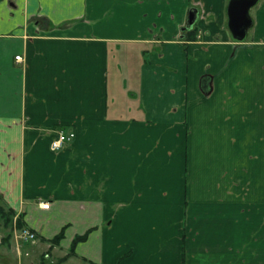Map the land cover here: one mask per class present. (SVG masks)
Returning <instances> with one entry per match:
<instances>
[{
  "label": "crops",
  "instance_id": "obj_1",
  "mask_svg": "<svg viewBox=\"0 0 264 264\" xmlns=\"http://www.w3.org/2000/svg\"><path fill=\"white\" fill-rule=\"evenodd\" d=\"M229 1L0 0V199L41 258L264 264V0L242 41Z\"/></svg>",
  "mask_w": 264,
  "mask_h": 264
},
{
  "label": "rangeland",
  "instance_id": "obj_2",
  "mask_svg": "<svg viewBox=\"0 0 264 264\" xmlns=\"http://www.w3.org/2000/svg\"><path fill=\"white\" fill-rule=\"evenodd\" d=\"M2 4H4L6 8L0 7V18H4V16L7 15V11L11 12V9L16 13L20 10L19 8L11 7L10 2H3ZM0 206L7 208L1 199ZM15 219L16 217H14L11 224H7L0 217V264H55L58 261L57 256L59 255V252H56L57 250H55L53 251L52 257L49 253L48 256L43 255L41 258V255L39 254V248L37 247V245L33 244L37 240V238L34 241H28L21 238L19 236L21 228H18L16 226ZM37 244L39 246H42V248L46 246L45 243L39 242ZM18 251H20L21 257L18 256ZM49 256L50 258H48ZM203 256L206 257L204 253L197 252L196 256L194 257H196L198 260L202 259L203 264H220L218 261H213L216 256L212 253L209 254V256L206 258H204ZM76 260L77 259L72 258L68 262H62L61 264H76L75 262H73ZM77 264L89 263H83V261L78 260Z\"/></svg>",
  "mask_w": 264,
  "mask_h": 264
},
{
  "label": "water",
  "instance_id": "obj_3",
  "mask_svg": "<svg viewBox=\"0 0 264 264\" xmlns=\"http://www.w3.org/2000/svg\"><path fill=\"white\" fill-rule=\"evenodd\" d=\"M259 0H230L227 7L228 28L231 36L238 41H242L247 29L251 26L252 20L249 9L256 5ZM198 17V9L192 7L188 11L187 25L192 26Z\"/></svg>",
  "mask_w": 264,
  "mask_h": 264
},
{
  "label": "built area",
  "instance_id": "obj_4",
  "mask_svg": "<svg viewBox=\"0 0 264 264\" xmlns=\"http://www.w3.org/2000/svg\"><path fill=\"white\" fill-rule=\"evenodd\" d=\"M15 60L20 61L21 56L16 55ZM74 137L75 133L73 131H65L64 129H59L57 131L56 137L51 141V148L53 150H58L62 148L65 144L71 142ZM48 205L49 203L47 201L41 203L42 208H48ZM19 236L24 240L28 241H34L37 238L36 232L28 227H22Z\"/></svg>",
  "mask_w": 264,
  "mask_h": 264
},
{
  "label": "trees",
  "instance_id": "obj_5",
  "mask_svg": "<svg viewBox=\"0 0 264 264\" xmlns=\"http://www.w3.org/2000/svg\"><path fill=\"white\" fill-rule=\"evenodd\" d=\"M1 198V197H0ZM0 217L4 220V222H6L7 224H11L13 222V219L15 217V212L13 209L7 207L4 208L3 206H0ZM15 224L18 228H22L24 227L23 225V221L21 218V215H18L15 219ZM61 234H58L57 236H55L53 239L50 240L51 243H56L58 241V239L60 238ZM86 237L85 235H81V236H77L74 239V242L78 241V240H83ZM74 253L73 248L71 247L70 251L63 257L59 258L58 261L55 264H60L62 263L66 258H68L70 255H72Z\"/></svg>",
  "mask_w": 264,
  "mask_h": 264
}]
</instances>
